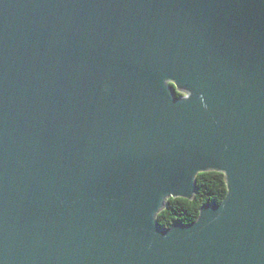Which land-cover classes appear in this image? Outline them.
<instances>
[{"label":"water","instance_id":"obj_1","mask_svg":"<svg viewBox=\"0 0 264 264\" xmlns=\"http://www.w3.org/2000/svg\"><path fill=\"white\" fill-rule=\"evenodd\" d=\"M0 264H264V0H0Z\"/></svg>","mask_w":264,"mask_h":264},{"label":"trees","instance_id":"obj_2","mask_svg":"<svg viewBox=\"0 0 264 264\" xmlns=\"http://www.w3.org/2000/svg\"><path fill=\"white\" fill-rule=\"evenodd\" d=\"M181 96V93L174 91V97L176 99ZM221 180L222 178L218 175H214L213 172H206L203 175L196 176V192L191 201L196 204L205 203L202 206L217 204L215 200L223 196L222 187H220ZM185 208L186 206L181 203L180 199L168 200L164 207V214L159 219L163 220L164 224L168 225V228L171 227L169 221H171L173 225L180 224L188 226L193 222L185 225L183 224V217L178 215V210L183 211ZM160 227L162 228V226Z\"/></svg>","mask_w":264,"mask_h":264},{"label":"clouds","instance_id":"obj_3","mask_svg":"<svg viewBox=\"0 0 264 264\" xmlns=\"http://www.w3.org/2000/svg\"><path fill=\"white\" fill-rule=\"evenodd\" d=\"M184 95H185L184 100H188L191 97L192 92L190 90H188L187 93H184ZM200 101H201L202 106L207 107V105L204 104L203 95L200 96ZM208 169L213 170L214 175H218L222 178L220 187H222L223 196L215 200V202L217 204H222L225 197L229 193L228 182H227V173L225 170H221V169H215V168H208ZM204 170L205 169L197 170L193 179L195 180L196 176H198V175L205 174ZM163 199L165 202H167L168 200L180 199L181 203L186 206V208L183 211L178 210V215L183 217V224H185V225H188L191 222H196L201 217V206L205 204V203L196 204V203H193V201L188 200V199L183 198V197H173L171 195V193H169L167 196H164ZM163 214H164V206L161 204V206L158 208V210H156L152 214V219L159 226H162L163 229H170L173 226L171 221H169V224L171 225V227L168 228V225L164 224V221L159 219ZM177 221H179V220H177Z\"/></svg>","mask_w":264,"mask_h":264}]
</instances>
